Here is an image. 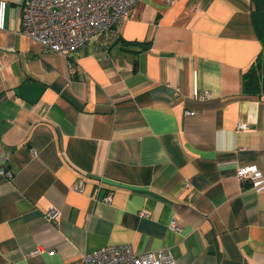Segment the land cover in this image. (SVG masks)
<instances>
[{"label": "crops", "instance_id": "obj_1", "mask_svg": "<svg viewBox=\"0 0 264 264\" xmlns=\"http://www.w3.org/2000/svg\"><path fill=\"white\" fill-rule=\"evenodd\" d=\"M21 2L0 0V264L118 244L264 264V97L241 90L262 50L251 0H142L117 43L96 35L69 56L20 33ZM35 83L37 102L17 95ZM246 166L253 186L236 178Z\"/></svg>", "mask_w": 264, "mask_h": 264}, {"label": "built area", "instance_id": "obj_2", "mask_svg": "<svg viewBox=\"0 0 264 264\" xmlns=\"http://www.w3.org/2000/svg\"><path fill=\"white\" fill-rule=\"evenodd\" d=\"M142 0H22L19 8V31L22 35L37 42L44 53H55L62 56L82 48L93 36H109L112 40L117 30L129 18L132 10ZM207 98L206 94L198 97L200 101ZM192 116L193 112H185ZM238 130H246L244 123L237 125ZM31 155H36L31 150ZM10 177V174H6ZM236 178L243 182L249 181L251 186L261 178V172L255 166L240 167ZM77 191H81L80 187ZM110 195L102 202L109 203ZM56 210L50 206L45 219L53 223ZM140 216L148 217L146 212ZM169 228L176 233L181 227L172 220ZM41 250L28 254L34 257ZM69 264H175L171 254L163 251L137 254L129 244L104 246L83 254L81 258Z\"/></svg>", "mask_w": 264, "mask_h": 264}, {"label": "trees", "instance_id": "obj_3", "mask_svg": "<svg viewBox=\"0 0 264 264\" xmlns=\"http://www.w3.org/2000/svg\"><path fill=\"white\" fill-rule=\"evenodd\" d=\"M251 20L255 33L261 43V53L255 59L250 68L242 76L241 90L244 94L264 97V0H251ZM119 36L112 39L111 43H117ZM129 46H140L146 49L149 44L127 43ZM110 46V45H109ZM108 48V47H107Z\"/></svg>", "mask_w": 264, "mask_h": 264}, {"label": "water", "instance_id": "obj_4", "mask_svg": "<svg viewBox=\"0 0 264 264\" xmlns=\"http://www.w3.org/2000/svg\"><path fill=\"white\" fill-rule=\"evenodd\" d=\"M43 87L37 83L35 84H25L16 90L17 95H19L23 100L29 103H35L41 96Z\"/></svg>", "mask_w": 264, "mask_h": 264}]
</instances>
